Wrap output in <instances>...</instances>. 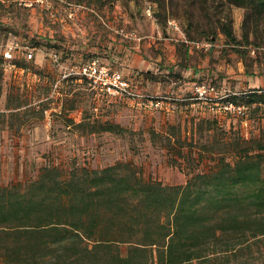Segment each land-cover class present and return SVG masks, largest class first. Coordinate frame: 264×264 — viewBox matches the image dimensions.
<instances>
[{"label":"rangeland","instance_id":"rangeland-1","mask_svg":"<svg viewBox=\"0 0 264 264\" xmlns=\"http://www.w3.org/2000/svg\"><path fill=\"white\" fill-rule=\"evenodd\" d=\"M138 10H150L147 18L162 27L176 22L190 42L204 46L193 50V60L210 56L200 70L219 89L264 92V24L254 31L256 23L233 0H0L1 186L21 183L25 189L46 166L68 176L118 163L129 164L145 181L185 186L196 175L218 170L220 160L233 163L258 139L264 142V104L248 109L243 119L212 112L191 100L193 88L186 89L192 81L180 93L171 81L164 83L171 87L167 92L154 85L135 88L161 101L159 108L140 109L130 100H102L85 81L66 82L58 72L48 77L41 64L33 70L31 61L49 48L70 63L102 54L107 26L126 25ZM228 24L238 44L222 32ZM16 44L14 58L5 60L3 53ZM107 125L115 130L105 131ZM243 248L240 264H264V239H251Z\"/></svg>","mask_w":264,"mask_h":264},{"label":"trees","instance_id":"trees-1","mask_svg":"<svg viewBox=\"0 0 264 264\" xmlns=\"http://www.w3.org/2000/svg\"><path fill=\"white\" fill-rule=\"evenodd\" d=\"M233 2L254 31L264 24V0ZM222 32L236 43L229 24ZM231 101L250 109L264 92ZM22 185H0V264H240L243 245L264 239L261 139L185 186L145 181L123 163L68 176L46 166Z\"/></svg>","mask_w":264,"mask_h":264},{"label":"crops","instance_id":"crops-1","mask_svg":"<svg viewBox=\"0 0 264 264\" xmlns=\"http://www.w3.org/2000/svg\"><path fill=\"white\" fill-rule=\"evenodd\" d=\"M138 12L139 14L137 15L133 13L130 15V21L126 22L127 26L124 23H120L118 19L119 23L111 22L107 26V30H105L106 36L102 38L100 43L103 51L102 54L96 52L86 60H82L81 57H74L73 62L70 63V59L65 57L64 53L61 52L59 53V60L55 62L49 54L50 51L55 50L49 48L47 54L41 56L37 54L34 61H31L33 62L31 65L34 64L33 70H36V65L41 64L43 72L48 77H51L54 72H58L59 76L62 77L61 79L66 82L72 78L82 82L77 77L63 79V74L72 64L84 63L87 60L97 58L112 69L119 70L135 88L147 91L150 89V85H154L155 91L162 90L167 92L171 87L165 86L164 83L171 81L175 82L172 89L176 93L177 91L180 93V90L185 87L184 83L186 81H192L190 83L191 87L186 89L191 91L193 84H195L198 78L210 79L208 74L200 70L201 65L202 67L208 65L210 60L209 55L202 53V57L195 62L193 60L195 54H193L191 48L183 43L180 34L176 33L169 25L162 27L151 18H147L149 16L148 13V15H145L140 13L139 10ZM122 28L126 31L135 32L144 39L139 42L134 39L124 38L117 33V30ZM199 52L196 55H199ZM26 62L29 63L30 61ZM27 70L31 71V66ZM181 83L184 85L181 86ZM87 85L89 86L88 83ZM226 85L228 86V84ZM226 88L230 90L229 86ZM231 92L242 93L240 91ZM100 96L102 100L118 101L102 94ZM4 172L5 169L1 170L0 175H4Z\"/></svg>","mask_w":264,"mask_h":264},{"label":"built area","instance_id":"built-area-1","mask_svg":"<svg viewBox=\"0 0 264 264\" xmlns=\"http://www.w3.org/2000/svg\"><path fill=\"white\" fill-rule=\"evenodd\" d=\"M148 13L150 15V10H148ZM169 26L182 36L183 43L191 48L192 52L194 49L204 48V46H201L199 43L190 42L176 22H170ZM117 33L126 39H134L139 42L144 39L135 32L126 31L123 28L117 30ZM16 48H18L17 44L14 47H10V49L3 53V58L5 60H12L14 58L12 50ZM26 50L29 51V49ZM49 54L51 59L55 62L59 60V54L55 51H50ZM32 58L33 51L31 50L27 54V59ZM70 77H77L87 82L93 90L110 99L134 101L140 109L147 107L159 108L161 106V101L159 99L155 100L145 95L143 92L136 90L119 70L112 69L97 58L69 67L63 74V79ZM211 81L210 79H206L202 83L196 84L191 92V100L208 106L212 112L223 113L240 119L245 118L249 108L245 104L231 101V97L238 95V93H233L229 89H219L216 85L212 84ZM258 92L260 93L261 91Z\"/></svg>","mask_w":264,"mask_h":264}]
</instances>
